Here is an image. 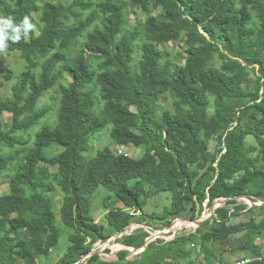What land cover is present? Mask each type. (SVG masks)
I'll list each match as a JSON object with an SVG mask.
<instances>
[{
	"label": "trees",
	"instance_id": "1",
	"mask_svg": "<svg viewBox=\"0 0 264 264\" xmlns=\"http://www.w3.org/2000/svg\"><path fill=\"white\" fill-rule=\"evenodd\" d=\"M128 9L146 16L141 44ZM26 14L34 31L8 50L25 68L19 75L5 69L14 82L11 95L0 97V174L11 177L0 194V264H77L95 243L119 235L118 243L142 248L148 233L124 235L132 224L149 216L169 228L224 199L194 232L83 264H193L191 251L206 248L214 252L206 264L224 262L228 250L264 264L255 245L264 237V205L239 200L264 202V0H0V15L19 22ZM178 42L184 64L162 49ZM55 87V120L25 137L53 114L40 102ZM110 124L117 144L144 154L105 147L85 158ZM100 188L108 192L107 225L91 215ZM163 192L171 206L145 216Z\"/></svg>",
	"mask_w": 264,
	"mask_h": 264
},
{
	"label": "rangeland",
	"instance_id": "2",
	"mask_svg": "<svg viewBox=\"0 0 264 264\" xmlns=\"http://www.w3.org/2000/svg\"><path fill=\"white\" fill-rule=\"evenodd\" d=\"M44 1V0H43ZM127 16L130 20L131 25L133 26V35L136 40L137 44H141L142 41L144 40V29H143V22L146 19V16L141 15L140 13H136L133 10H127ZM79 49L78 45L73 47L71 50V54L77 55L79 54ZM162 49H165L164 51L167 52L169 58L174 60L178 64H184L185 63V53H184V45L181 42L178 43H169L165 47H162ZM24 62L20 57V54L18 52H11L9 53L7 51L6 54L0 55V83L4 82V87L0 91V97H7L11 95V90H12V85L14 81H6L4 79V72L6 68H10L13 71H15V75L20 74V70H24ZM96 67V64L94 68ZM59 88L55 87L52 90H49L45 93L44 98L40 102V106L43 107L44 105H50L53 107L54 110H52L53 114H50L46 119L42 120L37 126L32 128V132H29L28 136L24 134L25 137H29L31 139L34 138V135L41 130L43 125L47 122V120L51 123L55 120V111L58 110L59 107ZM162 109L164 112L169 111V103L168 101H162L161 103ZM6 129H8L11 126L12 122V117L10 114H6ZM113 130V125H108L103 131L98 133V137L94 144H92L93 149L90 152H85L84 157L87 159L94 158L97 155V152L99 149L109 147L113 152L115 153H123V154H128L132 158H139L144 154V149L143 148H135L133 145H124V144H117L112 138H111V133ZM99 140V141H98ZM253 142V140H252ZM33 144V143H32ZM215 145L212 144V147ZM10 175L9 172H5L0 174V185L2 186L0 189V194L6 193L7 190V183L10 180ZM108 192L100 188L91 198V215L93 219L97 222H100L104 225H107V214L110 210V208H106L103 205V199L105 198L104 196L107 195ZM57 202L59 203L61 199V194L58 191L56 196H55ZM242 201H245L249 206H251V202L247 199H240ZM261 201H258L256 203H260ZM225 204V203H224ZM222 205V202H218L215 204L214 208H218ZM171 206V193L169 192H163L158 194L156 197L152 198L149 200L148 204L145 207L144 213L146 215H152V214H157V215H162L164 211ZM213 208V209H214ZM204 213L202 216L199 217L198 220L196 221H203L211 218L213 215L212 212L213 210H210L207 207V202L204 204ZM184 215V214H183ZM179 225L176 226L175 223H178ZM238 223V222H236ZM174 225V226H173ZM173 226V229L175 231L170 232V228ZM176 226V228H175ZM169 228H164L162 227V222L159 220H152L149 216L145 218L144 224H138L134 223L131 226H129L126 231L129 234L135 233L136 231L143 230L146 233H148L149 237L156 236L157 239H162L165 242H171L174 240L176 236L184 235V234H189L191 232H194L196 229V223L192 222L189 220L188 217H181L177 218L172 222V225ZM165 232H167L165 234ZM122 235L119 236H113L111 237L107 242H97L94 245V249L96 252L99 253L103 261H114L117 259V257H120L121 247L122 244L118 243V241L121 239ZM156 240V239H155ZM62 245H65V242L63 241ZM157 247H161L165 244L163 242L161 245L156 244ZM255 245L259 246L262 248V252L264 254V237L261 236L256 240ZM129 247V246H128ZM190 249V248H189ZM140 250L142 249H135V251H127L128 253H131L133 255H137L139 253H142ZM139 251V252H137ZM55 252V251H54ZM58 253H55L54 257L55 260L57 259ZM248 252H242L239 250L232 251L228 250L226 254L224 255V262L225 263H236L240 261L241 259H248L251 257H248ZM189 257L192 259L193 264H206V262L209 259H212L214 257V252L212 249L206 248L203 252L201 250L195 251L192 250ZM144 258L141 257V260L139 262L144 263ZM183 263L186 262L185 260L182 261Z\"/></svg>",
	"mask_w": 264,
	"mask_h": 264
},
{
	"label": "clouds",
	"instance_id": "3",
	"mask_svg": "<svg viewBox=\"0 0 264 264\" xmlns=\"http://www.w3.org/2000/svg\"><path fill=\"white\" fill-rule=\"evenodd\" d=\"M34 28L35 25L27 14L19 22L11 16L0 15V55L7 53L10 43L16 44L27 38ZM243 264H247V261Z\"/></svg>",
	"mask_w": 264,
	"mask_h": 264
},
{
	"label": "water",
	"instance_id": "4",
	"mask_svg": "<svg viewBox=\"0 0 264 264\" xmlns=\"http://www.w3.org/2000/svg\"><path fill=\"white\" fill-rule=\"evenodd\" d=\"M240 199H247V200H249L250 202H251V206H263L264 205V202H260V203H256V202H253L251 199H249V198H247V197H240L239 198V200ZM227 201V199H224V200H222L221 202H222V205L225 203ZM221 205V206H222ZM214 210H216V208H214L213 209V212H212V214H214ZM190 221H192V222H194V223H196V228H198L202 223H204L206 220H203V221H196V220H191V219H189ZM208 220V219H207ZM174 226V225H173ZM173 226L170 228V232H172L174 229H173ZM167 232H165V234H166ZM158 238V237H157ZM156 238V236H153V237H148L147 238V241L145 242V245H144V247H142V248H139V249H142V250H140L141 252L142 251H144L146 248H147V246L149 245V243L150 242H152V241H154L155 239H157ZM122 246H125V245H122ZM126 247H128V246H126ZM128 248H130L131 249V251H135V249L137 250L138 248H133V247H128ZM123 251H125V250H123ZM136 252V251H135ZM137 252H139V251H137ZM95 254H99L98 252H96L95 251V249H93L89 254H87V255H84L83 257H82V259L77 263V264H83L88 258H90V257H92L93 255H95Z\"/></svg>",
	"mask_w": 264,
	"mask_h": 264
},
{
	"label": "built area",
	"instance_id": "5",
	"mask_svg": "<svg viewBox=\"0 0 264 264\" xmlns=\"http://www.w3.org/2000/svg\"><path fill=\"white\" fill-rule=\"evenodd\" d=\"M173 231H175V230H173ZM127 234H129V233H127V231H125L124 235H127ZM123 250L131 251V249L128 248V247H126V246H122V247H121V251H123ZM244 261L249 262V259H244L243 261H239V262H236V263H230V264H243ZM214 264H229V263H225V262H216V263H214Z\"/></svg>",
	"mask_w": 264,
	"mask_h": 264
}]
</instances>
